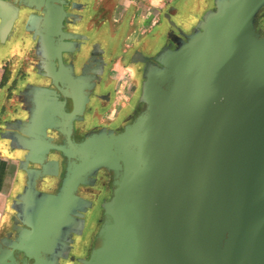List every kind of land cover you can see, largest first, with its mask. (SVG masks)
<instances>
[{
  "label": "water",
  "instance_id": "1",
  "mask_svg": "<svg viewBox=\"0 0 264 264\" xmlns=\"http://www.w3.org/2000/svg\"><path fill=\"white\" fill-rule=\"evenodd\" d=\"M27 8L16 7V31ZM263 8L264 0H217L197 30L158 58L141 107L119 134L75 142L88 86L49 74L56 91H36V110L18 133L33 141L18 145L32 154L54 128L65 141L52 147L68 168L56 196L37 195L30 175L15 208L30 230L14 229L19 243L10 248L44 250L51 230L85 204L77 186L105 168L114 174L113 195L85 264H264V36L255 25ZM39 11L50 17L45 6ZM40 93L59 106V96L82 105L65 117L46 109Z\"/></svg>",
  "mask_w": 264,
  "mask_h": 264
},
{
  "label": "crops",
  "instance_id": "2",
  "mask_svg": "<svg viewBox=\"0 0 264 264\" xmlns=\"http://www.w3.org/2000/svg\"><path fill=\"white\" fill-rule=\"evenodd\" d=\"M168 1L173 0H122L117 12L113 13L110 38L104 41L98 35L90 38L89 46L90 43L96 44L99 52L95 56H100V58L91 57L86 61L89 46L84 45L78 52L79 55L74 58L76 62L66 64L63 53H75L80 35L64 31V1L0 0V255L10 254V252L12 254L11 257L2 260L0 264H20L17 256L36 259L34 264H45L43 256L54 257L55 250L58 245L62 244L65 233L68 230H73L76 226L74 216L87 212L89 202L78 195V188L81 185H88L90 179H94L100 170H106L112 174V179L114 177L112 171L101 168L77 186L75 194L83 199L85 204L74 214H71L72 219L67 225L51 230L48 234L47 245L44 247L45 251H22L10 248L14 243H19L16 241L17 233L14 232V229L16 231L30 230L17 217L19 212L15 210L18 200L28 191L30 175L35 177L34 190L37 195L56 196L62 190L68 168L67 159L62 152L52 147L62 146L65 141V138L54 128L46 130L47 138L40 144L33 146L31 143L34 148L32 154L27 148H20L18 145L19 143L28 145V142L33 141L32 138L22 137L18 133L24 127L23 122L28 120L36 110V91L41 92V89L56 91L54 80L49 77V74L58 73L66 86L71 82L79 89L83 85L88 86L83 113L78 115V118L73 122L72 139L77 143L93 133L107 131L119 134L123 132L142 105L144 84L148 74L159 66L158 58L164 52L174 50L180 40H186L197 30L204 17L216 9L217 3L215 0L213 10L209 12H207L209 10L207 7L203 8L202 6V3L207 0H200V5L193 3L195 7L197 6L198 13L201 12L204 15L207 12L203 18L199 19V16L193 18L187 14L192 5L182 7L180 5L173 6L172 3L170 8ZM18 4L28 6L26 18L20 25V31H16L18 22L16 18L20 16L16 9ZM134 5H137L139 12L133 11L125 20L124 15ZM29 6L33 9H29ZM44 6L50 10V17L47 20L39 11ZM178 18L183 22L182 25L188 27V31L183 32L172 22L173 19ZM198 20L201 21L196 25L195 21ZM28 22L30 28L27 30ZM75 27H77V32H81L84 28L82 24ZM39 33L49 37V40L46 41L42 38L39 42L40 38L37 36ZM169 40L172 41L171 44L168 43ZM104 60L107 63L105 70L100 67ZM88 62H90L89 66ZM86 66H88L87 71ZM93 76L98 79L96 82L93 81ZM112 81H116V93L107 97L106 107L98 115L100 122L95 125L94 115L99 111L97 101L100 97L107 95L108 90H111L109 86L112 85ZM136 91L139 93L140 102L136 112L123 121V128L120 132H115L108 125L114 121L115 115L120 109L127 106ZM39 98L46 109L52 107L56 112L64 114L65 117L74 112L75 104L82 105V99L75 102L72 98L59 96L58 101L62 104L59 106L46 93H40ZM88 104L91 106L90 109L87 108ZM75 123L79 124L77 131ZM52 152L56 153L57 157L60 155L62 162L57 159L51 160ZM30 154L31 161H29ZM34 166H39V168ZM55 178L61 179L58 191L56 193L45 191L47 186L43 181ZM40 181L43 190L39 189ZM108 201H104L102 204L103 216L99 224L95 246L89 259H83L82 264L90 260L97 247L98 236L104 221L103 206Z\"/></svg>",
  "mask_w": 264,
  "mask_h": 264
},
{
  "label": "flooded vegetation",
  "instance_id": "3",
  "mask_svg": "<svg viewBox=\"0 0 264 264\" xmlns=\"http://www.w3.org/2000/svg\"><path fill=\"white\" fill-rule=\"evenodd\" d=\"M64 1L63 10L65 11L64 31L66 33H73L80 35V39L77 40L76 51L73 54L63 53V59L66 64H74L76 60L74 59L79 55V51L82 50L84 45L89 46L90 38L94 35H98L103 41L110 38V28L113 13H116L122 0H62ZM200 0H173L168 1V5L171 8L173 6L180 5L182 7L190 6L193 3L199 4ZM207 2L215 3V0H207ZM135 11L139 12L137 5H134L131 10H129L125 15L124 19L127 18ZM78 24L83 25V30L77 32L75 27ZM256 28L259 34L264 36V9L259 14L256 19ZM172 43L171 40L168 42ZM88 47V58H100L95 56L99 52L98 47L95 43H90ZM85 61V63H87ZM90 62H88V66ZM86 66V71L88 69ZM103 70L107 69V63L104 60L101 66ZM102 69V68H101ZM93 81L96 82V77L93 76ZM98 78V77H97ZM103 78V77H102ZM112 85L109 86L111 89L108 90L107 95L100 97L97 104L99 105V111L94 115L95 125L99 124V114L103 108H105L106 99L108 96L116 93V81H112ZM137 104V105H136ZM140 104L139 93L137 91L128 101L127 106L120 109V111L115 115V119L111 122L108 127L113 129L115 132H120L122 130V123L127 117H131ZM90 104L87 108L90 109ZM132 109V111H131ZM79 128V124L75 123V130ZM59 142V141H58ZM50 159H57L62 162L60 155L56 153H51ZM39 168V166H34ZM62 167V165H61ZM47 188L45 191L49 193H56L61 185V179H47L43 181ZM112 174L106 170H100L94 179H90L88 185H81L78 188V195L83 197L89 202V207L86 213H79L75 215L76 226L73 230H68L65 233L62 244L58 245L55 250V256L44 255L45 264H82L83 259H89L91 252L95 246L96 236L99 230V224L102 221L103 209L102 204L104 201H108L112 196ZM39 189L41 188V181L39 183ZM20 264H34L36 259L25 258L22 256H17Z\"/></svg>",
  "mask_w": 264,
  "mask_h": 264
},
{
  "label": "rangeland",
  "instance_id": "4",
  "mask_svg": "<svg viewBox=\"0 0 264 264\" xmlns=\"http://www.w3.org/2000/svg\"><path fill=\"white\" fill-rule=\"evenodd\" d=\"M195 5H198V4L195 3ZM195 5L192 4V6L189 7V9L187 11V14L189 16H192L193 18H197V16H199V19H201V17L203 18L207 14V12L213 10V6H215V3L214 4L211 3V2H203L202 3L203 8L207 7L209 9L204 15H202L203 13H201V12H199V13L197 12V8H196L197 6L195 7ZM180 20L181 19H179V18L178 19H173L172 22L175 23L176 26H177V28L180 29V30H182L183 32L188 31L189 30L188 27L182 25L183 22L180 21ZM200 21L201 20L195 21V24L196 25L199 24ZM170 24H171V22H170Z\"/></svg>",
  "mask_w": 264,
  "mask_h": 264
}]
</instances>
